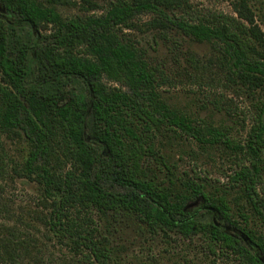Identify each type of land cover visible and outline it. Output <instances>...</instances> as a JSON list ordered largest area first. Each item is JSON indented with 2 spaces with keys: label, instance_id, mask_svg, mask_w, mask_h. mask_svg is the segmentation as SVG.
<instances>
[{
  "label": "trees",
  "instance_id": "1",
  "mask_svg": "<svg viewBox=\"0 0 264 264\" xmlns=\"http://www.w3.org/2000/svg\"><path fill=\"white\" fill-rule=\"evenodd\" d=\"M79 1L0 0V138L25 143L22 174L41 186L52 232L88 263L117 264L110 237L126 217L153 236L198 240L213 257L264 264V236L248 214L233 213L229 192L211 191L198 174L178 176L158 148L159 139L180 135L202 149L229 150L239 161L229 182L264 228L258 0H231L233 15L200 14L191 0ZM55 5L82 14L65 18ZM125 31L152 34L154 50L170 36L209 44L208 69L216 65L219 81L258 95L245 143L173 109L159 91L166 75Z\"/></svg>",
  "mask_w": 264,
  "mask_h": 264
},
{
  "label": "rangeland",
  "instance_id": "2",
  "mask_svg": "<svg viewBox=\"0 0 264 264\" xmlns=\"http://www.w3.org/2000/svg\"><path fill=\"white\" fill-rule=\"evenodd\" d=\"M48 1L42 0L44 3ZM191 1L200 14L224 12L233 15L231 0ZM55 6L65 18L82 14L78 7ZM256 6L264 31V0H258ZM146 20L148 18L143 17V21ZM125 34H129V38L139 46L146 47L151 64L166 75V81L159 91L173 109L197 119H205L216 126H224L230 138L237 143H245L257 115L255 103L258 95L255 97L244 91H236L225 81H219L220 73L216 65L212 63L211 70L208 69V62L215 61L209 44L184 38L175 42V38L170 36L169 40L159 38L154 50L152 34L139 31H125ZM191 54L198 62H190L188 57ZM177 137L158 140L161 155L175 166L174 172L178 176L198 174L213 192L216 188L227 190L233 213L248 214L253 221L252 228L256 227L257 233L264 236L263 226L256 217H252L250 207L244 203L238 189L229 182V176L239 171L236 165L238 159L224 147L202 149L192 140L180 135ZM25 155L26 145L23 141L4 136L0 138V159L7 162L6 170L0 169V264H91L85 261L82 250L52 232L51 210L45 203L41 186L22 174L21 165ZM260 190L264 197V185ZM95 219L98 220L97 217ZM116 227L120 230L110 239L117 264H240L233 255L211 256L198 240H182L172 233L150 235L132 218L124 217ZM4 246H7L9 253H6Z\"/></svg>",
  "mask_w": 264,
  "mask_h": 264
}]
</instances>
